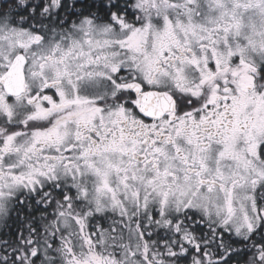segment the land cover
I'll return each instance as SVG.
<instances>
[{"label":"snow or ice","instance_id":"snow-or-ice-1","mask_svg":"<svg viewBox=\"0 0 264 264\" xmlns=\"http://www.w3.org/2000/svg\"><path fill=\"white\" fill-rule=\"evenodd\" d=\"M0 264H264V0H0Z\"/></svg>","mask_w":264,"mask_h":264}]
</instances>
